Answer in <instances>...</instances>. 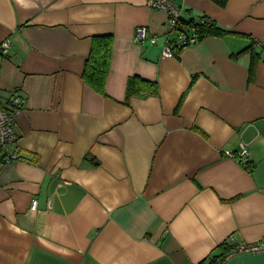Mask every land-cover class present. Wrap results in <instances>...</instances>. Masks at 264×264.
Wrapping results in <instances>:
<instances>
[{
  "label": "crops",
  "instance_id": "crops-1",
  "mask_svg": "<svg viewBox=\"0 0 264 264\" xmlns=\"http://www.w3.org/2000/svg\"><path fill=\"white\" fill-rule=\"evenodd\" d=\"M175 2L228 33L168 58L167 14L148 0H0V101L23 102L0 153V264H202L229 238L264 239V0ZM99 36L113 41L103 93L83 79ZM134 77L158 95L128 97ZM241 145L251 170L227 156Z\"/></svg>",
  "mask_w": 264,
  "mask_h": 264
},
{
  "label": "built area",
  "instance_id": "built-area-1",
  "mask_svg": "<svg viewBox=\"0 0 264 264\" xmlns=\"http://www.w3.org/2000/svg\"><path fill=\"white\" fill-rule=\"evenodd\" d=\"M151 9L167 14L168 23L171 28L169 37L166 38L165 45L162 49L164 57L172 58L176 55V50H182L185 47L195 45L199 42L195 35H187L179 29L180 21L182 19V10L176 4L175 0H148ZM176 37L172 39L173 34ZM135 40L138 43L150 42L151 44H158L160 38L158 35H150L146 27H138L135 32ZM9 43H2L0 51L5 52L9 49ZM23 102L19 96L11 99L8 107L4 106L0 101V153L7 152L10 145L17 140L15 123L19 114L22 112ZM227 156L231 159L237 160L244 166L249 165L250 153L245 145H241L238 152H229ZM6 162H11L19 159V156L12 154L6 157ZM32 211L38 210V202L32 201ZM229 251L221 258L209 257L202 264H224L230 258L242 254H260L264 253V239L253 244H238L233 238L227 241Z\"/></svg>",
  "mask_w": 264,
  "mask_h": 264
},
{
  "label": "trees",
  "instance_id": "trees-1",
  "mask_svg": "<svg viewBox=\"0 0 264 264\" xmlns=\"http://www.w3.org/2000/svg\"><path fill=\"white\" fill-rule=\"evenodd\" d=\"M211 1L222 8H225L228 3V0ZM185 25L188 28L187 31L182 30ZM179 29L185 32L187 35H195L199 42L209 37H222L228 33L208 17H202L197 22L193 20L188 21L183 19L182 17ZM112 45L113 41L112 37L110 36L95 37L93 40L91 52L85 63L83 79L86 84L90 85L99 93L104 92V88L107 82L112 56ZM243 53L250 54L249 82L254 83L257 79V64L260 58V53L256 52L254 45L242 51L240 55ZM144 92L147 95H158L159 89L157 83L144 81L136 77L132 78L129 81L128 97L139 95ZM245 167L248 170L252 169L251 165H246Z\"/></svg>",
  "mask_w": 264,
  "mask_h": 264
}]
</instances>
